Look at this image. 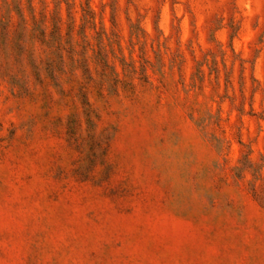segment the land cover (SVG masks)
Masks as SVG:
<instances>
[{"label":"rangeland","instance_id":"1","mask_svg":"<svg viewBox=\"0 0 264 264\" xmlns=\"http://www.w3.org/2000/svg\"><path fill=\"white\" fill-rule=\"evenodd\" d=\"M0 264H264V0H0Z\"/></svg>","mask_w":264,"mask_h":264}]
</instances>
